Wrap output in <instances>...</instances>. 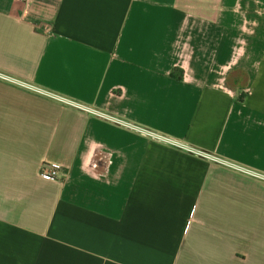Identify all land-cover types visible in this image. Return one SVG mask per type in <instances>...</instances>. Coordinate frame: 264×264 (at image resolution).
<instances>
[{
	"label": "crops",
	"instance_id": "1",
	"mask_svg": "<svg viewBox=\"0 0 264 264\" xmlns=\"http://www.w3.org/2000/svg\"><path fill=\"white\" fill-rule=\"evenodd\" d=\"M0 73L105 116L0 79V264H264V0H0Z\"/></svg>",
	"mask_w": 264,
	"mask_h": 264
},
{
	"label": "built area",
	"instance_id": "2",
	"mask_svg": "<svg viewBox=\"0 0 264 264\" xmlns=\"http://www.w3.org/2000/svg\"><path fill=\"white\" fill-rule=\"evenodd\" d=\"M18 2H28L29 0H16ZM0 79L4 80V81H7V82H12V83H16L18 85H21L25 88H28L29 90H33L37 93H40L46 97H49V98H52L58 102H61L63 104H66V105H69V106H72L78 110H81L83 112H86V113H90V114H94L96 116H99V117H105L103 116V114L97 110H94L88 106H84V105H81V104H78L76 102H73L71 100H68L64 97H61V96H58L56 94H53L51 92H48L46 90H43L41 88H38V87H35V86H32L30 84H27V83H24L22 81H17V80H14L12 78H10L9 76L5 75V74H2L0 73ZM142 133L146 134V135H149L151 137H154V138H157L159 140H163L165 142H168V143H171V144H177L176 142L170 140L169 138H166V137H162L158 134H155L149 130H141ZM204 154V153H203ZM216 161L218 163H220L221 165L227 167V168H230L236 172H239L243 175H246L248 177H251L253 179H257V180H260V181H264V174L260 173V172H257L253 169H250L248 167H245V166H242V165H239V164H236V163H232V162H228V161H225V160H222V159H216ZM40 175L42 178L44 179H48V180H52V181H58L59 180V172H58V167H52V166H49V165H43L41 170H40Z\"/></svg>",
	"mask_w": 264,
	"mask_h": 264
},
{
	"label": "trees",
	"instance_id": "3",
	"mask_svg": "<svg viewBox=\"0 0 264 264\" xmlns=\"http://www.w3.org/2000/svg\"><path fill=\"white\" fill-rule=\"evenodd\" d=\"M244 99H245V95H241V96L239 97V101H240V102H243Z\"/></svg>",
	"mask_w": 264,
	"mask_h": 264
}]
</instances>
